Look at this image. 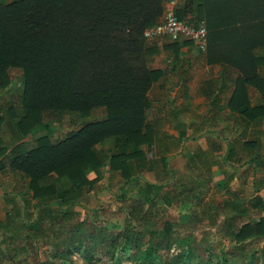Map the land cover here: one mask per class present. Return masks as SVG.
<instances>
[{
	"label": "trees",
	"instance_id": "1",
	"mask_svg": "<svg viewBox=\"0 0 264 264\" xmlns=\"http://www.w3.org/2000/svg\"><path fill=\"white\" fill-rule=\"evenodd\" d=\"M204 1L198 0L192 22L184 18L187 10L181 4L174 11L180 20L197 26L205 20L203 13L216 10L213 3ZM219 2L214 3L219 6ZM167 3L0 0V142L11 137L9 119L17 118L16 129L22 137L9 147L0 146V172L28 179L29 190L21 207L7 211L5 230L10 235L4 236L3 243L22 239L34 244L39 240L54 248L55 257L77 249L87 259L94 254L109 258L110 264H119L129 248L140 252L139 264H153L159 251H172L165 264H188L191 259H198V264H264V198L260 196H254L250 204L261 215L253 223L245 222L248 204L234 198L212 203L210 211V202L203 200L208 190L198 183L200 191L204 189L199 198L204 205L188 213L189 221L198 227L219 225L222 233V238L204 244L201 251L178 237L181 220L156 217L150 209H141L137 199L122 209L137 227L151 222L157 225L158 229L149 231L148 239L137 228L110 239L102 228L95 230L86 218L79 219L69 210L92 190L106 162L126 182L140 177L143 169L153 170L156 159L152 162L142 146L155 150L164 120L155 114L163 107L151 112L154 116L148 119L152 107L148 93L160 71L148 66L157 46L143 33L162 21ZM146 40L151 41L150 46ZM190 43H173L169 50L176 55L180 46ZM17 85L21 90L7 106L9 118L5 120L1 98ZM95 113L101 117H93ZM240 114L245 123L249 120L243 116L259 115L247 105ZM65 120L69 126L64 137H38ZM96 145L98 150H94ZM147 184L142 193L150 196L153 190L154 195L145 200L156 199L163 192L161 185ZM172 198L177 202L180 195ZM35 199L39 201L34 216L26 221L22 207ZM225 239L231 244H225Z\"/></svg>",
	"mask_w": 264,
	"mask_h": 264
},
{
	"label": "crops",
	"instance_id": "2",
	"mask_svg": "<svg viewBox=\"0 0 264 264\" xmlns=\"http://www.w3.org/2000/svg\"><path fill=\"white\" fill-rule=\"evenodd\" d=\"M217 1L221 3L218 6L213 2L216 10L203 13L208 31L206 51L199 53L195 44L190 43L180 46L176 55L168 52L161 58L164 67H153L160 71V75L153 83L154 89L148 93L154 110L168 101L173 103L172 112L176 118L172 117L170 122H181L179 105H202L203 111L194 117L195 122H191L190 129L197 126L200 135L210 136L197 140L202 146L197 148L210 157V163L200 164L198 153L191 150L186 153L189 161L185 165L174 158L179 153L171 154L169 158L166 156L167 159L162 157L164 168L161 170L168 173L169 181L174 178L172 171L181 170L183 175H193L196 170L193 187H199V183L207 190L210 187H229L234 181L241 187L248 184L264 187V0ZM151 93L158 98L151 99ZM258 104L261 106L254 111ZM244 105L250 107L253 114H259L255 118L243 116L249 120L246 123L240 114ZM155 114L163 120L168 119L160 113ZM153 116L150 113L148 119ZM185 135V131H181L177 136L182 140L183 150L186 144L195 140V137L187 138ZM248 141L251 142L246 146ZM183 150L177 151L185 154ZM200 165L206 171L200 170ZM7 173L10 172L3 174ZM199 175H204L206 180ZM109 176L115 178L120 175L109 170ZM139 178L134 177L129 182L135 184ZM19 180L17 177L12 186L19 187ZM177 186L182 187L178 183ZM144 188L139 189L143 192ZM108 190L111 188H103L102 195Z\"/></svg>",
	"mask_w": 264,
	"mask_h": 264
},
{
	"label": "rangeland",
	"instance_id": "3",
	"mask_svg": "<svg viewBox=\"0 0 264 264\" xmlns=\"http://www.w3.org/2000/svg\"><path fill=\"white\" fill-rule=\"evenodd\" d=\"M10 1V0H7ZM204 3L205 1L202 0ZM207 2L213 3L214 0H208ZM178 6L180 4L183 8L187 10V16L184 17L188 21H193L195 11L197 10L198 0H178ZM176 4V5H177ZM185 6V7H184ZM166 11V10H165ZM189 15V16H188ZM164 16V14H163ZM163 19V17H162ZM205 23V22H204ZM206 25V24H205ZM181 41H171L167 38H160L155 41L157 53L153 56L152 61L149 63V67H164L162 62V57L174 54L173 51H170L169 46L173 43H180ZM151 41L146 40V46H150ZM193 45V44H192ZM168 47V48H167ZM194 47V46H192ZM195 48V47H194ZM168 49V50H167ZM196 49V48H195ZM199 53L200 51L196 49ZM196 51V52H197ZM172 52V53H171ZM178 54V51L176 52ZM159 58V59H157ZM14 80L19 82V77L14 76ZM154 81L153 83H155ZM153 85V84H152ZM155 85L151 88L154 89ZM21 86H12L11 90L7 95L1 98V101L4 102V110L2 111V115L7 120V106L11 103V101L17 96L20 92ZM151 99L156 100L158 97L151 93ZM170 97V96H169ZM169 97H163L166 100ZM179 98H183L179 96ZM172 104L170 101L160 104L163 106V110L160 115L167 117V120H164L163 131L161 133V138L159 143L156 145L155 150H149V147L145 145L142 146L148 157H151V161L153 162L156 159V162L152 164L153 170L149 171L147 169H143L140 173V177L135 184L131 181H125L121 176H116L115 178L109 176L110 165L106 162L102 168H100L99 172V180L93 185L92 190L87 191L80 197L77 205L69 208V210L73 211L76 214V217L79 219L86 218L90 224H93L95 230L102 228L104 235H107L110 239H114L117 237L123 236V233L129 232L131 233L134 228L139 229L140 231L145 232V239H148V233L152 230L153 227L158 229L157 225L153 222L149 224H143L140 227H137L136 222L130 218L126 211L122 209V206L131 205L132 200L137 199L141 203V209L146 210L150 209L152 213L156 215V217L165 216L171 220H181L180 222V231L179 238L185 239L190 246H194L198 248L199 251L204 249V244H208L212 241H216L219 238H222V233L220 231V226L215 225V227L206 228L205 223L204 226L198 227L197 223L192 221L190 223V218L188 213L193 211H199L200 208L204 205L203 201L199 198L202 196L204 189L200 191L199 187H193L195 173L196 170H192L193 175H183L181 170H176L175 173L172 171V176L174 177L169 181L168 173H165L164 170H161L163 166L162 157L168 156L171 157V154H178V157L174 158L180 164L185 165L187 163L188 155L186 153L195 151L198 153V158L200 164H209V156H205L202 152L199 151L197 147H202L197 143L198 139L208 138V134L202 136L200 135V130L197 129V126L194 128L190 125L191 122H195L194 117L200 116L203 111L202 105H188V106H180L179 105V121L178 123H182L181 125L177 123L176 120H172L174 122H170V119L176 118L174 116V112H172ZM175 104V102H174ZM176 105V104H175ZM178 106V105H177ZM195 109V110H194ZM154 109H150L149 113L154 112ZM98 116L96 113L93 117ZM101 116H98L99 118ZM150 117V114L148 115ZM193 120V121H192ZM17 118L13 120H8V125L10 126L9 132H11V137L9 140L4 141V143L0 142V146H11L14 142L21 140V134L16 129ZM174 124V125H173ZM67 121H63L62 124H55L54 128L50 131H42L38 133V137L41 135H47L52 137H64L68 131ZM181 131H185V137L193 138L195 140L185 145V149L183 150L182 140L177 138ZM14 133V135H12ZM210 137V136H209ZM28 138H32L29 136ZM189 147V148H188ZM264 148V147H263ZM99 146L96 145L94 150H98ZM177 150H183L185 154H180ZM200 152V153H199ZM219 156V155H218ZM172 159L175 161V159ZM167 159V157H166ZM218 161V159L216 160ZM172 162V161H171ZM170 162V163H171ZM165 163V161H164ZM200 165V170L204 169ZM202 171H206L205 169ZM200 173H203V172ZM2 173V174H1ZM4 172H0V264H110L111 261L109 258L103 257L101 255H95L91 259L85 258L83 252L81 250L73 249V252L64 253V256L55 257L54 248L46 242L43 241H35L34 244L30 242H26L24 240H14L11 243L5 244L4 236L10 235L7 234L6 222H7V211L12 207H21L20 204L22 200H24V193L28 190V179L19 180V187H13L12 183L17 178L15 175H11L10 173L3 174ZM168 177V178H167ZM199 177H206L204 175H199ZM226 178V175H225ZM217 179V178H216ZM148 182L163 184L161 190L163 192L160 193V196H157L156 199L145 200V197L149 195H145L142 193L140 189L142 187H148ZM230 182V181H229ZM180 184L182 187H176V185ZM262 185V184H261ZM110 187L111 191H106L102 195L103 188ZM153 187V186H152ZM140 188V189H139ZM192 189L189 191V189ZM229 190V192L227 191ZM169 191V192H168ZM31 192V191H30ZM166 192V193H164ZM205 194L203 200L204 202H210V211L212 210V203H224L225 201H231L234 198H237L241 201V203L248 204L250 206L249 212L244 216V221L255 222L261 213L252 208L250 202L252 201L254 196H260L264 198V187H251L250 184L247 186H239L234 182L229 184V187H210ZM150 196L154 195L153 190L150 191ZM180 195V199L177 202L173 201V195ZM101 195V196H100ZM162 196H166L165 198H161ZM155 197V196H154ZM183 197V198H182ZM39 200H31L25 203L22 207L24 212V219L26 221H31L34 216V206ZM26 202V201H25ZM206 207V206H205ZM197 217V216H196ZM31 241V239H29ZM226 240V239H225ZM8 242V241H7ZM33 242V241H32ZM225 244L230 245L231 243L226 240ZM186 246L182 247L181 250H184ZM140 252H135L133 249L129 248L124 255L121 256L119 264H139L140 260L138 259V255ZM172 251H159L158 256L154 259L153 264H165L168 262ZM206 253H204V257H206ZM198 259H191L188 261V264H198Z\"/></svg>",
	"mask_w": 264,
	"mask_h": 264
},
{
	"label": "built area",
	"instance_id": "4",
	"mask_svg": "<svg viewBox=\"0 0 264 264\" xmlns=\"http://www.w3.org/2000/svg\"><path fill=\"white\" fill-rule=\"evenodd\" d=\"M178 0H168L166 11L161 22L144 30V37L147 40L156 41L160 38H167L171 41H192L200 52L206 51L207 27L204 22L197 26L180 20L174 9Z\"/></svg>",
	"mask_w": 264,
	"mask_h": 264
}]
</instances>
